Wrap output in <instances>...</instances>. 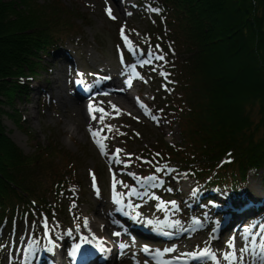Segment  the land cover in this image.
Instances as JSON below:
<instances>
[{
	"label": "trees",
	"instance_id": "16d2710c",
	"mask_svg": "<svg viewBox=\"0 0 264 264\" xmlns=\"http://www.w3.org/2000/svg\"><path fill=\"white\" fill-rule=\"evenodd\" d=\"M137 7L153 22L145 38L159 45L169 73L164 85L172 100L162 89L157 112L183 133L181 145L161 140L158 148L165 147L141 156L153 172L167 164L203 191L228 190L233 197L264 171V0H139ZM76 15L60 1L48 7L0 0V237L16 220L65 213V201L84 194L79 158L27 157L3 119L5 107L29 96L33 81L49 70L45 58L82 33ZM145 38L139 43L148 46Z\"/></svg>",
	"mask_w": 264,
	"mask_h": 264
},
{
	"label": "rangeland",
	"instance_id": "374dc122",
	"mask_svg": "<svg viewBox=\"0 0 264 264\" xmlns=\"http://www.w3.org/2000/svg\"><path fill=\"white\" fill-rule=\"evenodd\" d=\"M35 1L41 5L46 4L48 7L53 6V2L55 1L64 3L70 11L73 10L74 14H77L74 24L79 26V28L81 27L78 31L82 33L79 34L77 32L76 34L79 35L67 39L64 45L56 50L53 56L51 55L45 58V66L49 70L41 72L37 80L33 81L29 90V96L25 94L17 96L12 102L13 107H5V111L8 114L3 118L4 125L11 139L21 148L27 157L44 156L41 163L46 158H55L61 161L68 156L79 158L80 169L78 173L84 181V194L81 195L76 191L72 200H66L65 213L60 214L54 210L47 215L46 220L48 228L52 232L53 239L44 236L45 227H43V236L41 238L36 236L37 229L42 227V220L39 216H35L32 221L23 219L22 221L16 220L13 222L10 227L4 230L0 237V243L2 245V251L0 252L1 264H10L12 262L14 264H27V262L37 264L40 259L39 255L41 254V250H49V239L52 241H61L64 248L68 247V250H72L78 244L79 239L85 241L84 238L87 237V231L84 225L85 218L89 220L92 217L97 221L102 220V214H109L110 209L118 206L113 198L115 193L111 188L113 175H115V179L118 181L125 183L128 181L121 174L122 171H120L121 167L119 166L121 164L113 163L109 156L102 154L99 145L93 140L89 132L90 126L94 129H99L102 125L98 121L93 120L90 122L79 121L74 110L70 109L69 106L65 107L61 104L63 99L58 96V92L61 90L58 85H64V90L61 92L63 96L68 94V99L64 98V101L66 99L68 104L70 103V99L76 100L73 98L72 91H74L73 84L78 79L86 82L91 81L89 76L101 80L104 78V75L114 76L119 81L123 79L124 81H122L126 85L128 73L126 71V65L121 62V52L123 56L128 54L134 57L131 64H135L142 57L133 56L128 51L121 36V28L126 25L125 35L129 37L135 47H138L139 41L146 37V31L152 32L154 29L150 16L137 7L139 0ZM106 7L111 8L112 14L116 19L109 18L106 14ZM127 13H131V15ZM83 18L86 20V23L83 22ZM145 39L150 42H148L149 45L145 47V45L140 44L145 49H148L147 53L153 51L160 52V49L157 50L156 44L152 43L148 38ZM154 63L157 66V71H152V66L137 68V71L147 83L144 80L137 79L133 81L132 87L128 88L134 97L135 108H119L110 97L93 100V103L97 107L104 108L109 113H112L111 105H115L121 110L117 118H112L115 115V113H112V116H108L105 119L106 124L112 125L114 129L118 128L119 131L126 133V135L121 136L118 132L113 131L110 135L114 139L101 141L106 144V150L109 153L114 152L117 148L123 149L121 157L123 158L124 154L130 153L132 154L133 161L134 159L140 160L137 157H142V153L146 156V149L157 152L158 149L164 146L162 144V147L158 148L161 146V140L163 143L166 142L167 145H181L183 143L181 126L178 123L170 124L166 116H160L158 114L159 112L157 113L159 109L157 108L158 104L156 101L159 98L163 100L164 93L161 91L162 89L165 93L168 92V99H172L170 88H166L164 85L166 79L160 74L164 72L163 62L156 61ZM90 72H97L98 74H91ZM120 77H122L121 80ZM69 80L72 81V86H69L67 83ZM136 96L147 106L149 111L162 118L159 125L145 115L144 110L137 104ZM128 113H131V115ZM21 115L23 116V121H17L16 117L18 118ZM97 117H99V113H97ZM134 117H138L139 119L137 120ZM77 124L79 126L78 128L76 126ZM137 133L139 135H136ZM97 139H100V137L98 136ZM152 147L154 148L152 149ZM156 147L158 148L157 150L155 149ZM45 151H48L50 155L45 154ZM142 158L147 161L144 157ZM61 161H58V163L61 164ZM144 165L150 166L148 163ZM134 167L131 164V167L127 168L126 172H134L140 177L150 175H143ZM90 170L91 173L95 175L96 172L100 177V183L95 182L96 187L99 188V194H97L93 186ZM131 179L132 184L134 183L135 187H138L136 192L140 190L144 194L147 191L148 195H152L150 202L144 205L143 208L138 211V207L136 206L134 209L143 220V222H140L141 224H145V220L147 219H152L154 222L152 225L156 224L157 221L164 223V226L168 228L167 224L176 215H188V220L183 225H193V221L198 218L204 219L203 214L208 212L216 214L215 211H217L206 204V207L203 208L204 211L198 212L194 207H196L195 204L199 199L205 200L207 197H212V199L215 198L217 201L223 197V195H219L216 191H211L205 195L204 192L199 190L194 179L190 178L186 173H178L171 178L169 188L165 186L161 190L169 202L175 201L178 204L182 201L190 207L188 210L181 206V211L175 213V215L169 212L167 208L164 210L160 209L161 204L158 203V196L155 189L162 184L155 188H141L137 181L132 177ZM168 189H172V191H168ZM243 189L244 192H240L237 197V200L241 202V204L236 205L238 208L235 209L238 210H242L245 207L244 205L246 203L243 204L242 201L248 202V198H250V194H253V191H257L261 198L264 196V171L252 174ZM116 191L127 193L126 189L119 184L117 185ZM73 204H75V207H73ZM127 204H130L128 200L125 205ZM234 215L238 214L235 212ZM102 221L104 224H110L108 220L103 219ZM57 225H61L62 227L59 228ZM77 225L80 227L77 228ZM210 225L211 223L208 225L203 224L204 231L198 230L195 236L187 243L172 244L168 247L172 248L174 246V254L181 253L179 255H186L194 251L199 252L205 247H210L215 252L219 243L214 239H211L210 244L206 243L212 237L211 232L208 230V227H212ZM113 231L115 230L112 229L111 232H106L105 228H102L101 235L106 237V239L112 240ZM69 232H71V235H69ZM127 238L122 237L121 239H117V241L127 240L125 243L132 245V249L128 253L134 259H129L128 262L130 264H152L144 260L145 257L141 249L146 245H150L148 248L151 249L150 247H153V245L138 237L133 241L131 240L132 238ZM53 245L55 244L53 243ZM100 246L105 247L107 245L104 243L100 244ZM227 246L226 244L223 248L226 249ZM161 250L164 251L163 248ZM67 254H70V252L67 251ZM174 256H177V254ZM220 257L223 258V255L221 254Z\"/></svg>",
	"mask_w": 264,
	"mask_h": 264
},
{
	"label": "snow or ice",
	"instance_id": "6c2138e0",
	"mask_svg": "<svg viewBox=\"0 0 264 264\" xmlns=\"http://www.w3.org/2000/svg\"><path fill=\"white\" fill-rule=\"evenodd\" d=\"M153 11H158V9H153ZM106 14L109 16L110 19H116V17L112 14V10L110 7H106ZM127 14L131 15V13H127ZM125 28H126V25L122 26L121 36H122V39L125 43L126 48L128 49V51L133 56L142 57L135 64L126 65V71L128 73V76L126 79V87L131 88L134 80H137V79L138 80H144L143 76L137 71L138 67L143 68L145 66H152V71H157V66L155 65L154 62L164 61L165 55L161 54L159 51L149 52L145 55L144 51L138 47H135L133 42L129 39V37L127 35H125ZM156 48H157V50H159V45H157ZM121 62L122 63L124 62V57H123L122 52H121ZM160 74H161V76H163L165 78H167V76L169 75V73H166V72H161ZM144 82L147 83L146 80H144ZM117 91L123 92V91H125V89H118ZM103 95H111V93H103ZM136 101H137L138 106L144 110L145 115L150 117V119H152L157 125H159L161 123L162 118L159 115H155L151 111H149L147 106L143 104V102L140 100L139 97H136ZM87 107H88L90 119H92L93 121H98V123H100L102 125V127L99 129H94L91 126L89 127V132L91 133L93 140L99 145L101 153L106 155V156H109L113 163L121 164L125 168L131 167L132 154H130V153L124 154V156L122 158L121 153H123V149H119V148L115 149L114 152L109 153L106 150L107 149L106 144L101 142L102 140L107 141L109 139H114V137H112L110 135L113 131L118 132V134L121 136L126 135V133L119 131L118 128L114 129L112 125L105 123L106 117L112 116V113H115V115L112 116V118H117L120 115L121 110L118 109L115 105H111L112 113H109L104 108L97 107L94 103L89 104ZM158 111L162 112L163 110H158ZM97 113H99V117H97ZM128 114L131 115V113H128ZM134 118L137 120L139 119L138 117H134ZM136 135H139V133H137ZM98 136L100 137V139H97ZM156 155L159 156V153H157ZM137 159H140L142 161V163L152 164V161H145V160H143L142 157H137ZM171 171L172 170L169 168V166L167 164H164L163 167H160L157 164L155 166L154 173L150 174L147 177H140L134 172H128L127 174L130 177H132L135 181H137L140 184L141 188H147V187L155 188L158 185L163 183V181L160 178V175H158V174L169 173ZM90 175L92 176V179H93V186L96 189L97 194H99V188H97L95 185V175H94V173H91V170H90ZM118 184L125 189H129V191L127 193L117 192L116 188H117ZM111 188H112V191L115 193L114 200H115L116 204H123L124 203V197L126 195L131 196V195H137L138 194L136 192V188L134 186H130L123 181L116 180L115 175H113V182L111 184ZM168 191H172V189H168ZM144 195L145 196L148 195L147 191L144 192ZM126 206L132 207L133 209H135V207H136L135 204H127ZM73 207H75V204H73ZM165 208H166V205H164V204L160 205L161 210H164ZM167 210L171 211L173 214L180 211L179 206L177 205V202H175V201L167 202ZM117 211L125 212V208L121 207V208L117 209ZM137 219H141V217L137 216ZM145 223L147 225H152L154 222L152 219H147V220H145ZM193 223L195 225H200L201 221L199 219H197V220L193 221ZM84 225L85 226L88 225L87 218L84 219ZM44 227L46 229L48 228V224H47L46 219L44 221ZM79 227L80 226L77 225V228H79ZM167 227L169 229H177V228L181 227V221L179 219L172 220L171 222H169L167 224ZM185 230H187V229H185ZM213 231L215 232V229H213ZM164 234L165 235H171L172 233L166 232ZM47 235H48V232L46 231L45 236H47ZM69 235H71V232H69ZM113 235L120 236L121 233L115 232V233H113ZM256 236H258L260 239L257 240L255 238ZM215 238L216 237L213 235L210 238V240L206 243L210 244L211 239H215ZM84 239H85V242H87V237H85ZM49 243L53 244V241L51 239H49ZM120 247L123 249V248H126L127 245L121 244ZM228 247L231 249V252L230 253H224L223 258L225 260L230 261V264H249V262L246 261V259H245L246 254L251 257L250 264H264V232L253 233L252 236H246L244 247H242L238 250V255H237V249L235 247V237H232V240L229 243ZM80 248H81V246L79 244H77L75 252H79ZM51 250L52 249H49V251H51ZM143 251L149 252L148 247L145 246ZM164 251L165 252H172V251H174V249L168 248V249H165ZM155 254L160 255L161 253L159 251H157ZM187 255L192 256L194 259L195 258H202V257H211L212 260H214V261L217 260L216 253L212 252L210 247H205V248L201 249L199 252L194 251L192 253H188ZM176 259L179 260L180 257H177Z\"/></svg>",
	"mask_w": 264,
	"mask_h": 264
},
{
	"label": "bare ground",
	"instance_id": "6f19581e",
	"mask_svg": "<svg viewBox=\"0 0 264 264\" xmlns=\"http://www.w3.org/2000/svg\"><path fill=\"white\" fill-rule=\"evenodd\" d=\"M67 52H65V53H67ZM105 82L110 84L114 89V91L111 92V95H109V97L117 104V107H119V108L120 107L135 108L134 97L132 96L131 92L125 87V85L121 81H119V79L108 78L107 80H105ZM67 83L69 84V86H72V81L69 80ZM63 86L64 85H61V86L58 85V87L61 89L58 92V96H60L63 99V101H61V104L65 107L69 106L70 109L74 110V112H76L75 115L78 117L79 121L90 122L92 119H90V115L88 114L89 112L87 113L86 108H84L78 104L79 101L77 100V98L74 95H73V98L76 100L74 101L73 99L71 100L69 98L70 103L69 104L67 103L66 99H68V94L66 96H63L62 92H61L62 90H64ZM118 89H125V91L119 92V91H117ZM64 98H66L65 101H64ZM70 120L73 121L72 119H70ZM76 126H77V128L79 127L78 124ZM255 198H261V196H259L257 191H253V194H250V199H255ZM102 215H103L102 220L103 219L108 220L106 215H109V214H106V215L102 214ZM102 220L97 221L96 219L90 217L88 220V225L85 226V229L87 231L86 236H87V240H88L86 242L87 243L86 245H87L88 249H91V248L96 249V247L97 248L99 247L98 245L105 243L107 246H105L104 250L108 251V249L110 247L112 248V246L114 244H117L116 241L114 242L111 239H106V237H103L101 235V229L102 228H105L106 232H111L113 228H119L120 230H122V233H124L120 224L112 223L110 221H109L110 224H104V222ZM244 224H246V223H244ZM260 232H263V231H260ZM256 233H258V232H256ZM155 235H157V234H155ZM257 238H259V237L256 236V239ZM53 241H54L53 243L55 245L50 244V247H49V249H52V250L51 251H49V250L45 251L42 254L41 258H44V260L47 261L46 264H53L54 261L55 262L60 261V262H64L65 264H70L71 256H67V254H66L68 247L64 248L61 241H56V240H53ZM223 246H224V241L222 240L221 244L219 246V249H218V255L225 253V248H223ZM113 248H115V247H113ZM229 251H231V249H229ZM91 253H92L91 250L86 251L84 249V258H85V254H91ZM74 254L77 255V263L81 264L84 260V258L82 257L83 256L82 249H80V251L77 253L74 252ZM28 264H30V263H28Z\"/></svg>",
	"mask_w": 264,
	"mask_h": 264
}]
</instances>
